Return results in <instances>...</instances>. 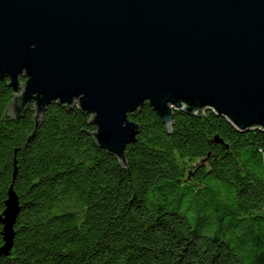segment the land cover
<instances>
[{
	"label": "trees",
	"instance_id": "1",
	"mask_svg": "<svg viewBox=\"0 0 264 264\" xmlns=\"http://www.w3.org/2000/svg\"><path fill=\"white\" fill-rule=\"evenodd\" d=\"M7 83L0 215L10 188L19 212L0 264H264L263 130L241 132L210 110L174 111L169 133L144 102L128 114L139 132L121 166L77 105L51 102L26 141L34 103L15 121Z\"/></svg>",
	"mask_w": 264,
	"mask_h": 264
},
{
	"label": "water",
	"instance_id": "2",
	"mask_svg": "<svg viewBox=\"0 0 264 264\" xmlns=\"http://www.w3.org/2000/svg\"><path fill=\"white\" fill-rule=\"evenodd\" d=\"M3 78L15 121L34 103L26 141L51 102L77 105L121 166L139 132L128 114L144 102L169 133L174 111L208 110L241 132L264 131V0H0ZM18 212L10 188L0 254Z\"/></svg>",
	"mask_w": 264,
	"mask_h": 264
}]
</instances>
